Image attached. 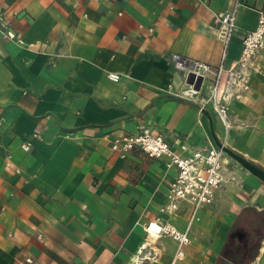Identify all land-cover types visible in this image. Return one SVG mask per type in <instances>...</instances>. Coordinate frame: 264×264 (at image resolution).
<instances>
[{
    "label": "crops",
    "instance_id": "0c3cea01",
    "mask_svg": "<svg viewBox=\"0 0 264 264\" xmlns=\"http://www.w3.org/2000/svg\"><path fill=\"white\" fill-rule=\"evenodd\" d=\"M233 5L0 0V264H211L206 239L227 207L214 230L219 245L240 219L252 221L236 230L255 234L264 221V181L247 169L223 168L213 203L191 219L187 201L162 210L177 173L165 157L140 148L121 157L112 149L116 138L144 129L164 134L180 152L216 143L214 137L224 142L227 133V146L264 158V67L253 71L248 92L239 81L240 100H227L226 129L212 113L208 88L191 95L174 63L180 56L213 71L224 58L229 74L242 38L264 13V0H241L225 55L216 15ZM262 61L264 51L255 67ZM166 222L187 230L185 259L175 257L172 236L155 238L148 229Z\"/></svg>",
    "mask_w": 264,
    "mask_h": 264
},
{
    "label": "built area",
    "instance_id": "2783aa9c",
    "mask_svg": "<svg viewBox=\"0 0 264 264\" xmlns=\"http://www.w3.org/2000/svg\"><path fill=\"white\" fill-rule=\"evenodd\" d=\"M240 4L241 0H234V5L230 10L219 12L216 15V19L220 24L219 36L225 45V55L236 30L237 12ZM263 44L264 13L260 15L257 27L254 30L247 31L242 38L241 57L235 64V67L229 72L226 81L224 80V58L221 65L213 71L207 63L180 56L174 58L175 66L187 76L192 72L196 76L203 77L198 94L201 93L204 82L209 80V94L206 99L214 107L219 119L225 124L226 129H228L229 120L227 100L231 96L230 90H232L233 84H239L237 81L241 78L243 68L254 55L255 51ZM237 66L240 69L236 70ZM120 77L119 73H109L111 80L118 81ZM191 89H193V85H191ZM203 102L206 103L205 101ZM34 136H37V133H34ZM30 144V142H24L22 148L29 150ZM135 148H140L152 158L165 157L167 159V167H173L177 170L175 178L169 184L167 193L168 204L162 208L163 211L174 212L180 207L182 201H187L192 206V219L201 207L213 203L217 190L223 181L222 171L224 162L226 161V153L222 147L216 143H209L206 146L192 149L189 152H180L171 147L164 134L153 133L148 129H144L142 132L136 134L121 136L112 142V149L121 157H126ZM182 148L183 150H187L185 146H182ZM151 225L148 226L150 231ZM158 234L172 236L178 242L175 257L179 259L183 258L185 255V245L189 242L187 230L181 231L174 225L166 222L159 225ZM27 261L31 262L32 260L28 258Z\"/></svg>",
    "mask_w": 264,
    "mask_h": 264
},
{
    "label": "rangeland",
    "instance_id": "374dc122",
    "mask_svg": "<svg viewBox=\"0 0 264 264\" xmlns=\"http://www.w3.org/2000/svg\"><path fill=\"white\" fill-rule=\"evenodd\" d=\"M262 51H264V44L255 51L254 55L247 62L246 66L242 70L241 78H239L241 80L240 83L243 86L242 94L248 92V90L251 89L253 71L256 72V73H259L261 71V69H263V67H264L260 63H256L257 67H255L256 56H258V54L260 52H262ZM262 64H264V61H262ZM256 68H260V71L259 70L257 71ZM227 78H228V74L225 75L224 80L226 81ZM240 80H238L237 82L239 83ZM208 85H209V80H206L204 82V86L203 87L205 89H207ZM235 85H237V84H233L232 90H230L232 95L229 98V101L232 98H237V94L234 93V89L236 88ZM245 86H248V89H244ZM237 99L240 100L241 98H237ZM211 110H212L213 115L217 119H219L218 114H217V112L215 111V109H214V107L212 105H211ZM230 110H231V108H230V105H229V102H228V116L230 114ZM224 126H225V124H224ZM225 145H226V143H225ZM235 151H237L238 153L242 154V152H240L239 150H235ZM226 156H228V154ZM229 157H231V156H229ZM245 157L264 168V158L260 159V160H254L252 157H250V158L247 157V156H245ZM230 163L233 164V166H236L237 168H240L242 170L245 169L238 161H236L232 157H231ZM230 168H231V165L229 163H227V162H224V169L228 170ZM227 204H228V202H227ZM206 206H209V205H206ZM227 208H223V209L220 208L221 209L220 213H223L222 218H217V219L213 218L212 219V230H213L212 238L206 239V251H205V253H207V256L211 255V259H210L211 260L210 261L211 264H220L225 259L233 260V261H235L236 264H264V221H263L262 224H260L257 227V229L255 231V234L248 233V236L251 238L249 242H247L245 244H239L236 249L232 250L231 245L234 242V240L232 238V234H233V232L236 229L235 227H237L238 224H243L244 227L247 229V227L249 226L250 222L252 221V219H247V218L238 220V222H236V226L235 227L233 226V228L231 230H226L225 238L222 239V244L219 245V242L216 239L218 237L217 236L218 232H216L214 230L219 228V225L222 224L221 221H222V219H224L223 217H225L224 214L226 215V211L225 210ZM214 211H216V210H214ZM216 213H218V212H216ZM220 213H218V214H220ZM190 244H191V239L188 242V244L185 245V248L188 245H190ZM215 246H217V251H215L213 249V247H215ZM236 253L241 258L240 260H235L234 259V255ZM184 256H183V258L185 259ZM179 261H181V260H179ZM195 263L196 264H204V262L202 261L201 258H198Z\"/></svg>",
    "mask_w": 264,
    "mask_h": 264
},
{
    "label": "water",
    "instance_id": "95a60500",
    "mask_svg": "<svg viewBox=\"0 0 264 264\" xmlns=\"http://www.w3.org/2000/svg\"><path fill=\"white\" fill-rule=\"evenodd\" d=\"M203 81L202 76H196L194 73H189L188 76L186 77V82L190 85H193V89L190 90V94L193 95L194 97H197L198 95V90L201 87ZM215 142L218 146L222 147V149L225 151L226 155L228 154L231 156L233 159L238 161L245 169L250 171L252 174L260 178L262 181H264V168L255 162L249 160L242 154L238 153L231 147L225 145V143L221 140H219L217 137H214ZM220 264H235L232 261L225 260L221 262Z\"/></svg>",
    "mask_w": 264,
    "mask_h": 264
},
{
    "label": "flooded vegetation",
    "instance_id": "af4514ba",
    "mask_svg": "<svg viewBox=\"0 0 264 264\" xmlns=\"http://www.w3.org/2000/svg\"><path fill=\"white\" fill-rule=\"evenodd\" d=\"M240 235V236H242V239L241 238H239L238 236ZM232 238H233V240H234V242H233V244L231 245V247H232V250H234V249H236L237 247H238V245L239 244H245V243H247V242H249L250 241V237L248 236V233L247 232H243V231H238V230H236L235 229V231L233 232V234H232ZM234 259L235 260H240L241 258L239 257V255L236 253L235 255H234ZM227 260H229V261H232V262H234L235 263V261H233V260H230V259H227ZM223 261H225V260H223ZM236 264V263H235Z\"/></svg>",
    "mask_w": 264,
    "mask_h": 264
},
{
    "label": "bare ground",
    "instance_id": "6f19581e",
    "mask_svg": "<svg viewBox=\"0 0 264 264\" xmlns=\"http://www.w3.org/2000/svg\"><path fill=\"white\" fill-rule=\"evenodd\" d=\"M230 124H229V122H228V129H230V126H229ZM225 136H226V138H225V140H224V142L225 143H228L227 142V133L225 134ZM230 160H231V157H229V155L227 156V163H230ZM159 225L160 224H158V223H152V225H151V234H152V236H155V238H157L158 236H159V234H158V230H159ZM238 236V235H237ZM239 238H241L242 239V236H238ZM146 244V243H145ZM143 247V246H142ZM140 252V251H139ZM138 252V253H139ZM196 257V256H195ZM138 259H140V258H138ZM194 260H195V258H193ZM194 260H193V263H194ZM225 260H227V259H225ZM138 262V261H137ZM139 263V262H138ZM137 263V264H138ZM189 264V263H188Z\"/></svg>",
    "mask_w": 264,
    "mask_h": 264
}]
</instances>
